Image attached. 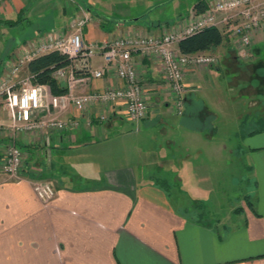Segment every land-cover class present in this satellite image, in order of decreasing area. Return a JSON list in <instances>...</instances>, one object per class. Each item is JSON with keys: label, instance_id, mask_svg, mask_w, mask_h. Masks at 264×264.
Instances as JSON below:
<instances>
[{"label": "crops", "instance_id": "0c3cea01", "mask_svg": "<svg viewBox=\"0 0 264 264\" xmlns=\"http://www.w3.org/2000/svg\"><path fill=\"white\" fill-rule=\"evenodd\" d=\"M38 1L12 0L0 15L11 18L29 7L25 15L30 18ZM197 2L170 21L161 13L147 20L149 10L118 22L98 16L85 28V39L102 44L125 33L159 35L186 18ZM204 53L217 55L219 63L187 69L182 115L174 110L164 86L160 62L134 57L150 111L124 135L130 138L126 144L114 143L110 135L129 120L122 101L106 111L71 105L61 118L81 119L77 129L20 133L18 144L28 155L32 177L50 180L56 187L49 202L36 196L30 179L12 178L2 169L10 137L9 131L0 132V264H264V78L254 73V64L264 59V28L255 34L248 58L240 56L229 38ZM95 64L103 66L100 55ZM123 84L110 69L90 88L78 87L76 92ZM6 111L0 103L4 122ZM97 112H106L108 120H97ZM230 115L236 116L243 134L233 141L217 139L222 130L216 121ZM247 122L249 130H242ZM98 149L107 151L103 158L112 161H117V149L132 150L147 158L148 169L115 173L98 183ZM69 153L84 159L70 162ZM198 160L211 165V175L194 168ZM232 163L248 172L241 178L248 188L238 204L230 202L227 192L215 191V179L223 178ZM203 174L211 184L198 182L205 181ZM84 179L92 184L82 185ZM205 189L208 196L209 190L216 192L219 201L226 196V208L201 203L198 197Z\"/></svg>", "mask_w": 264, "mask_h": 264}, {"label": "built area", "instance_id": "2783aa9c", "mask_svg": "<svg viewBox=\"0 0 264 264\" xmlns=\"http://www.w3.org/2000/svg\"><path fill=\"white\" fill-rule=\"evenodd\" d=\"M9 1L12 0H0V6ZM90 22V12L83 10L69 20L67 29L58 27L38 33L2 63L0 103L7 110L8 122L0 120V132L9 131L10 141L1 166L12 178L30 179L36 196L43 202L54 199L57 190L50 180L26 176L28 155L18 144L20 133L49 134L53 130L79 128L81 119L61 118L71 105L88 111L100 106L102 111H106L122 101L129 120L139 122L146 118L150 101L135 62L137 55L143 60L148 58L160 62L164 86L172 97L174 110L182 115L187 69L217 65L219 57L204 52L182 53L179 41L205 28L217 27L234 41L240 56L248 58L255 34L264 28V0H210L204 11L198 12L193 8L186 18L159 35L145 32L119 35L102 44L85 39V28ZM51 51H59L71 60L69 65L56 69L53 74L62 86L68 88L62 94L52 93L49 85L37 83L35 75L26 70L31 60ZM98 55L103 60V66L99 68L95 64ZM110 69L116 70L124 81L123 85L76 92L78 87L90 88ZM96 119L107 121L108 114L97 112ZM87 124H92L91 118Z\"/></svg>", "mask_w": 264, "mask_h": 264}, {"label": "rangeland", "instance_id": "374dc122", "mask_svg": "<svg viewBox=\"0 0 264 264\" xmlns=\"http://www.w3.org/2000/svg\"><path fill=\"white\" fill-rule=\"evenodd\" d=\"M82 5L85 8H79L74 9L73 2L74 0H39L37 2V5H33L34 10L30 11L29 20L25 21L23 20L18 25H9L7 23H0V75L2 74V63L9 58L10 55L17 52L18 48L24 44L27 40H31V38L34 36L36 37L38 32H44L47 29H50L52 25H58L61 23L62 19L67 20L65 21V25L60 26L67 29V22L70 20L73 16L76 14L82 13L83 10H87L88 3L92 6L93 12L90 11L91 21H95L97 19L95 13L97 12L102 17H108L114 18L116 22L120 21L122 17L127 16L130 17H136L138 15H142L145 12H147V20L155 19L158 13H161L162 15H166V21H170L169 17L175 16V14H187L189 6L191 3L195 2V0H81ZM176 1V3H175ZM11 2V1H9ZM175 3V4H174ZM5 5L0 6V10L4 8ZM38 8V9H37ZM4 10V9H3ZM41 11L39 15L33 14L34 12ZM28 12V11H27ZM89 12V11H88ZM1 14V13H0ZM57 21H55L56 16ZM1 16V15H0ZM177 16V15H176ZM4 18V16H1V18ZM19 18V15H13L11 16V19L17 20ZM165 19V18H164ZM40 21L44 22L45 25L40 26ZM98 21V20H97ZM98 23V22H97ZM176 25V24H174ZM172 25V26H174ZM44 26V27H43ZM171 26V27H172ZM40 28H42V31H39ZM58 28V27H57ZM172 29V28H171ZM142 31H139L136 34H141ZM129 34V33H127ZM135 34V35H136ZM122 35H126L122 34ZM119 36V35H118ZM227 119V120H226ZM224 120L221 119V121H216V126L219 127V130H222V132L216 133L217 139H223L224 140H238L239 136H241L243 133L239 127L238 120H236V116L232 117V115L226 117ZM157 124V123H156ZM123 129H116L113 131V133H110V135L114 136V143L117 144H126L125 142H129L130 138L129 136H124L126 133H131L135 128V123L130 120H124L122 124ZM249 122L245 123L242 130H249ZM119 132H124V134H121ZM135 132V131H134ZM127 135V134H126ZM125 140V141H124ZM123 141V142H122ZM105 153H108L104 149H98V165L94 169L98 173V183H103L102 178L104 179V182L106 181V177L108 178L110 176H113L115 173L120 172H133L134 174L141 173L143 170H147L148 167L146 166L145 161H147L146 157L139 156L137 154L132 153V150H125V149H117L118 155H115V159L117 161H112V158L110 156L104 155ZM95 154V153H93ZM87 156V155H86ZM66 159L70 160V162H75V160H81L84 159V156L82 154L78 153H69V155H66ZM194 168L200 167L202 171H209L210 175V164L202 162V160L196 161L194 164ZM187 166V165H186ZM228 168L230 171H227L225 173V178L222 176L217 180L215 179V188L214 190L216 192H226L230 196V202L232 204H238L239 199H242L239 195L242 194V191L244 192L247 188V181L244 179H241L243 176H246L248 172L242 170L241 165H237L235 163H232L229 165ZM238 169H237V168ZM204 175V180H199V183H208L211 184L212 181H207L208 179L206 174ZM213 182V183H214ZM83 184H89L91 185V181H88L87 179H84L80 182ZM222 183L219 187L216 186V184ZM227 184V187L225 185ZM211 186V185H209ZM209 186L206 188L208 189ZM205 189L206 194L200 195L198 198L201 203L203 204H210L214 205L216 207L222 206L224 209L226 208V205L228 203V199L226 196H223L222 200L219 201L218 195H216V192L209 190V196L208 192ZM223 190V191H221ZM237 197V198H236ZM230 205V203H229Z\"/></svg>", "mask_w": 264, "mask_h": 264}, {"label": "trees", "instance_id": "16d2710c", "mask_svg": "<svg viewBox=\"0 0 264 264\" xmlns=\"http://www.w3.org/2000/svg\"><path fill=\"white\" fill-rule=\"evenodd\" d=\"M81 3H82L81 0H74L73 2L74 9H79L80 7L85 8ZM206 7L207 4L205 0H198L194 9L197 10L198 12H201L204 11ZM28 8L29 7H26L25 9L22 10L17 20L0 17V23L3 22L9 25H18L23 20L30 21L29 18L26 17L25 15ZM87 10L89 12L90 11L93 12V8L89 3L87 5ZM95 15L96 17L101 16L97 12L95 13ZM111 19L115 20L110 16L104 18L103 20L106 22V21H111ZM39 31H42V28H40ZM32 38H34V36ZM228 38H229L228 35L222 29L217 27H208L181 39L178 43V47L179 50L185 54L206 52L214 47H218L222 45ZM70 63L71 60L67 55L59 51H51L31 60L27 66V69L29 73L35 75L34 79L37 83H43L49 85L52 93L54 94H62L65 93L68 90V88L62 86L61 83L54 77L53 74L56 69L60 67H65ZM254 65L256 69L254 72L255 76L259 78H264V59L258 60ZM77 73L80 74L81 72L78 71ZM25 174L30 178H34L32 177L31 169L29 166L26 168Z\"/></svg>", "mask_w": 264, "mask_h": 264}]
</instances>
